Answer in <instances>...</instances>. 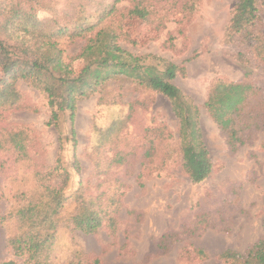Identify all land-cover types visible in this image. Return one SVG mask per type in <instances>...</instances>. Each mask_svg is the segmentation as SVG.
<instances>
[{
  "label": "rangeland",
  "instance_id": "1",
  "mask_svg": "<svg viewBox=\"0 0 264 264\" xmlns=\"http://www.w3.org/2000/svg\"><path fill=\"white\" fill-rule=\"evenodd\" d=\"M236 1L119 0L116 16L106 23L127 52L184 68L172 84L198 108L197 127L213 166L201 182L192 183L183 171L180 118L164 96L124 77L112 79L76 101L73 138L69 113L49 126L46 97L28 81H17V108L0 111V215L23 204L19 194L37 186V175L60 184L66 196L82 186L103 218L92 233L59 230L51 264H232L220 254L243 256L263 239L264 63L242 36L224 42ZM32 3L40 19L63 17L64 0ZM135 4L151 14L148 24L135 17L121 22ZM259 4L260 21L250 31L264 42V0ZM63 41L68 57L84 44ZM71 64L75 72L83 68L80 59ZM246 72L253 88L236 122L238 142L231 144L204 103L215 82L244 81ZM116 156L123 161L115 163ZM58 157L67 180L49 178ZM72 200L60 219L74 213ZM12 230L13 223L0 225V264L15 260L5 241Z\"/></svg>",
  "mask_w": 264,
  "mask_h": 264
},
{
  "label": "trees",
  "instance_id": "2",
  "mask_svg": "<svg viewBox=\"0 0 264 264\" xmlns=\"http://www.w3.org/2000/svg\"><path fill=\"white\" fill-rule=\"evenodd\" d=\"M32 2L34 0H0V111L17 108L20 93L16 83L24 79L46 97L51 117L49 126L56 125L59 114L69 113L74 138L76 101L98 93L112 79L124 77L171 102L174 114L180 118L181 165L189 180L198 183L211 173L213 166L197 127L198 108L172 84L178 75L184 74V68L151 55L135 56L117 44L119 35L106 23L116 16L115 5L119 0H64L60 10L63 17L43 19L38 18ZM259 10V0H237L225 29L224 42L230 44L236 36H242L249 41L251 54L264 63V42L251 33L260 21ZM130 17L148 24L151 14L135 4L119 18L124 22ZM122 28L124 30V24L120 23L119 29ZM124 35L127 34L124 32ZM79 39L84 40L82 48L68 57L61 48L63 40ZM238 58L246 62L249 59L242 54ZM76 59L83 62L78 72L72 70L71 64ZM249 76L250 72H246L244 81L215 82L204 103L207 113L227 133L231 144L238 142L236 122L247 93L253 88L245 81ZM114 159L115 163L123 161L118 156ZM61 162L60 157L55 160L56 165L49 173L52 180L68 179ZM73 166L78 168L77 160L73 161ZM35 182L34 189L19 194L24 201L20 207L0 215L1 226L13 223V230L8 231L5 241L15 260L3 264H15L19 260L22 264H51L59 230L92 233L102 224L103 218L90 197L83 194L82 186L66 196L58 183H46V179L37 175ZM70 200L76 204L74 213L60 219ZM107 215L108 229L112 231L113 213ZM262 226L264 230V215ZM220 258L232 264H264V237L243 256L225 251Z\"/></svg>",
  "mask_w": 264,
  "mask_h": 264
}]
</instances>
